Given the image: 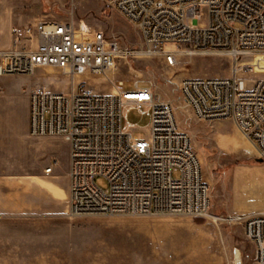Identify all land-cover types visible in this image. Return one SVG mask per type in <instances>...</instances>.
<instances>
[{"label":"built area","instance_id":"2783aa9c","mask_svg":"<svg viewBox=\"0 0 264 264\" xmlns=\"http://www.w3.org/2000/svg\"><path fill=\"white\" fill-rule=\"evenodd\" d=\"M135 26L138 48L119 36L93 33L74 20L42 18L11 29L12 44L0 50V76L39 68L59 69L72 80L62 92L36 84L29 95V134L66 137L70 145L68 216L186 215L207 217L211 189L201 158L170 101L151 85L98 92L76 80L106 75L134 57L222 54L233 60L230 76H191L181 96L198 120L232 119L264 159V0H104ZM123 85V80H119ZM149 116L145 137L133 136L127 114ZM128 126L125 127L124 121ZM57 160L46 166L51 173ZM176 174V175H175ZM106 179L108 186L97 184ZM241 224L264 264V212L213 216Z\"/></svg>","mask_w":264,"mask_h":264},{"label":"rangeland","instance_id":"374dc122","mask_svg":"<svg viewBox=\"0 0 264 264\" xmlns=\"http://www.w3.org/2000/svg\"><path fill=\"white\" fill-rule=\"evenodd\" d=\"M38 18L74 20L106 37L119 36L141 46L139 32L104 0H35ZM233 60L222 54L177 56L175 65L163 57H134L119 62L106 75L76 80L98 92L135 89V81L151 85L176 110L180 127L192 138L210 185L212 206L207 217L186 215H80L65 212L29 214L0 220V264H256L255 248L241 224L215 221L213 216L264 212V159L232 119L198 120L179 83L191 76H230ZM252 78L263 75L249 74ZM123 80V85L119 84ZM36 84L69 92L72 80L53 67L33 73L0 76V121L4 141L5 177L31 178L56 159V172L66 162V137L29 134V95ZM58 87V88H56ZM133 136L145 137L149 116L135 109L127 114ZM125 127L128 126L124 121ZM176 175V174H175ZM103 188L108 183L99 176ZM21 187L22 199H29ZM25 194V195H24ZM65 208V205L63 206ZM24 209L26 211L24 212Z\"/></svg>","mask_w":264,"mask_h":264},{"label":"crops","instance_id":"0c3cea01","mask_svg":"<svg viewBox=\"0 0 264 264\" xmlns=\"http://www.w3.org/2000/svg\"><path fill=\"white\" fill-rule=\"evenodd\" d=\"M39 19L42 18L37 16L35 0H0V50L11 47L12 27L33 23ZM2 122L0 121V220L21 216V206L27 207L29 214L31 212L36 214L38 208L44 214L65 212L68 215L70 145L68 144L67 160L62 171L56 172V165L51 173H46L45 166L35 172L30 179H21L12 175L6 178L4 175L5 143L1 136L7 128ZM22 186L25 187V192H28L29 199H22ZM64 205L65 208H63Z\"/></svg>","mask_w":264,"mask_h":264},{"label":"bare ground","instance_id":"6f19581e","mask_svg":"<svg viewBox=\"0 0 264 264\" xmlns=\"http://www.w3.org/2000/svg\"><path fill=\"white\" fill-rule=\"evenodd\" d=\"M115 89V88H114ZM114 91H116V90H114Z\"/></svg>","mask_w":264,"mask_h":264},{"label":"trees","instance_id":"16d2710c","mask_svg":"<svg viewBox=\"0 0 264 264\" xmlns=\"http://www.w3.org/2000/svg\"><path fill=\"white\" fill-rule=\"evenodd\" d=\"M261 161V159H259Z\"/></svg>","mask_w":264,"mask_h":264},{"label":"water","instance_id":"95a60500","mask_svg":"<svg viewBox=\"0 0 264 264\" xmlns=\"http://www.w3.org/2000/svg\"><path fill=\"white\" fill-rule=\"evenodd\" d=\"M261 159V158H260ZM262 160V159H261Z\"/></svg>","mask_w":264,"mask_h":264}]
</instances>
